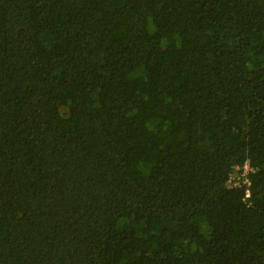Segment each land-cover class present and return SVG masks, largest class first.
<instances>
[{
    "label": "trees",
    "instance_id": "obj_1",
    "mask_svg": "<svg viewBox=\"0 0 264 264\" xmlns=\"http://www.w3.org/2000/svg\"><path fill=\"white\" fill-rule=\"evenodd\" d=\"M0 264H264V0H0Z\"/></svg>",
    "mask_w": 264,
    "mask_h": 264
},
{
    "label": "built area",
    "instance_id": "obj_2",
    "mask_svg": "<svg viewBox=\"0 0 264 264\" xmlns=\"http://www.w3.org/2000/svg\"><path fill=\"white\" fill-rule=\"evenodd\" d=\"M255 171L249 160L240 165H235L229 174L228 184L231 187L245 186V198L250 196V173Z\"/></svg>",
    "mask_w": 264,
    "mask_h": 264
}]
</instances>
